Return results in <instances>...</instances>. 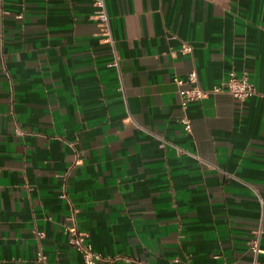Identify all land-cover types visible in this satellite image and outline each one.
<instances>
[{"label": "crops", "instance_id": "crops-1", "mask_svg": "<svg viewBox=\"0 0 264 264\" xmlns=\"http://www.w3.org/2000/svg\"><path fill=\"white\" fill-rule=\"evenodd\" d=\"M104 2L112 43L91 0H0V264H82L70 218L112 264L264 262V0ZM191 70L255 93L181 111Z\"/></svg>", "mask_w": 264, "mask_h": 264}, {"label": "built area", "instance_id": "built-area-1", "mask_svg": "<svg viewBox=\"0 0 264 264\" xmlns=\"http://www.w3.org/2000/svg\"><path fill=\"white\" fill-rule=\"evenodd\" d=\"M91 4L94 8L93 16L103 41L112 43L104 0H91ZM17 17H20V15ZM179 51L181 53L188 52L190 51V46L187 43H181ZM113 64L116 65V62ZM173 82L178 86L177 94L181 111H184L189 103L199 100L207 94L226 92L237 100H243L255 93V87L245 72H242L239 76L234 75L233 72H229L223 80L208 89H203L198 85L194 70L189 71L184 79L174 77ZM179 123L182 125L184 131H189L190 122L184 114L179 117ZM159 146L161 147L162 143ZM59 196L65 198L63 192ZM69 220L70 222L64 226L66 241L68 245L79 253L82 264H97L99 261L112 264L114 261L120 259V257H103L100 253L93 250L90 243L86 240L85 233L77 229L71 218ZM34 234L36 237L42 236V232L40 231H35ZM261 234L262 229L260 226H257L252 229L251 237L247 241V249L253 255L263 252L259 247ZM37 259L43 260L44 256L41 253H37ZM125 260L128 261V259ZM244 264H264V262L253 259Z\"/></svg>", "mask_w": 264, "mask_h": 264}]
</instances>
